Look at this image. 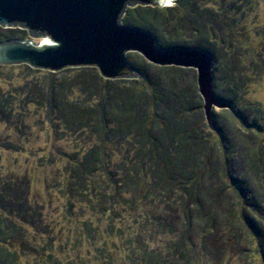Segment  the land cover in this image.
Here are the masks:
<instances>
[{
  "label": "rangeland",
  "instance_id": "374dc122",
  "mask_svg": "<svg viewBox=\"0 0 264 264\" xmlns=\"http://www.w3.org/2000/svg\"><path fill=\"white\" fill-rule=\"evenodd\" d=\"M133 7L121 24L150 30L163 50L211 55V89L226 106L211 107L210 128L196 70L154 65L134 51H127L128 64L139 76L109 82L89 66L51 72L0 65L6 258L12 264H138L146 247L162 264H264V0ZM19 30L25 41L41 39ZM113 88L133 93L151 119L161 121L159 109L183 110L175 123L165 119L168 126L195 129L200 147L189 151L183 167L194 180L172 181L174 195L165 191L170 183L152 174L149 160L138 158L133 133L122 134L125 124L109 106H103L104 130L80 112ZM166 147L174 164L183 161L177 144ZM83 165H94L92 173L74 171Z\"/></svg>",
  "mask_w": 264,
  "mask_h": 264
},
{
  "label": "water",
  "instance_id": "95a60500",
  "mask_svg": "<svg viewBox=\"0 0 264 264\" xmlns=\"http://www.w3.org/2000/svg\"><path fill=\"white\" fill-rule=\"evenodd\" d=\"M169 0H0V26L25 29L38 42L0 41V65L24 64L51 72L95 67L104 79L137 78L127 51L158 66L196 70L197 91L210 128L211 107L223 108L211 89V55L196 49H162L150 30L121 24L128 7H160Z\"/></svg>",
  "mask_w": 264,
  "mask_h": 264
},
{
  "label": "trees",
  "instance_id": "16d2710c",
  "mask_svg": "<svg viewBox=\"0 0 264 264\" xmlns=\"http://www.w3.org/2000/svg\"><path fill=\"white\" fill-rule=\"evenodd\" d=\"M136 8L137 9H151V7L144 8L142 6L140 7L136 6ZM163 8H167V7H163ZM165 10H170V9L167 8ZM15 28H18V27H15ZM15 28L6 29L5 31H0V40H4V41L5 40H24V37L26 34L20 31L19 28L18 29H15ZM84 67H87V66H80V67H74V68L78 69V68H84ZM108 82H109V79H108ZM125 92L126 91L120 90V89L119 90H116L115 88L110 89L106 92V95H107L106 100H105V97L101 95L100 102H95L96 104L89 105L88 106L89 109L88 108H86L85 110L80 109V112L84 113L86 116H89L90 119L93 118L92 122L96 123L97 125L101 124L100 126H102L104 130L105 122L102 120L103 111H104L103 106L104 107L109 106L110 111H113L114 114L119 115L121 120L125 124L123 129H121L122 131H124L122 134L131 135L133 133L132 139L137 144L136 147H138V152H139L138 158L145 156L149 160V163H150L149 169L151 170L152 174L158 177L162 183H165V182L166 184L170 183V185L167 186V188L165 187V191L168 192L167 194L169 196L174 195V194H171L172 181L177 182L178 181L177 179L180 180L182 178L187 179V181L190 179H191L190 181L194 180V178L192 180V176L194 175L192 173V170L184 173L183 167L186 161L187 160L189 161V157H190L189 151L193 149L199 150V147H200L197 143L198 139L197 137H195V134H194L195 129L189 127L188 125H183V124H179L176 127L168 126L170 120L169 122H166L165 119H171L173 117L171 120L173 123H175L176 121H174L173 119L175 117L177 118V116L184 114V112H182L183 110L181 112L180 110L178 111V113L180 114H174L173 112H171V109L170 110H166L164 108L163 110L159 109L160 115L162 118L161 121H159V118L157 116L151 119L149 115L145 113L144 114L141 113L140 111L141 106H139L140 103L138 104V99H136V96L133 93L129 94V91L126 93ZM107 100H109V103L105 104L104 101H107ZM66 110L67 112L69 111V109H66ZM77 110H74V111L78 112ZM71 113L72 111H70V113L68 114L71 115ZM89 123L90 122H87L85 123V125H89ZM94 123L93 124L90 123V124L94 125ZM113 131L116 134V130H113ZM179 131L183 132L184 135L177 136L176 132H179ZM173 143L177 144L178 146L177 149L179 150V151L177 150L178 151L177 153L180 154L179 157L180 156L182 157L180 160H183V161H177L176 162L177 165L174 164L173 161H171L173 157H170L169 154L165 151V149L167 148L166 146H168L169 144H173ZM187 144H191L190 146H193L192 149L191 148L186 149L185 146H187ZM262 148L264 149V147ZM93 166L83 165L81 166L82 168L76 167V170L74 171L77 174L80 172L79 174L87 175L88 173H92L91 167ZM83 180L84 179H82V181ZM190 181L189 183H191ZM135 182L136 181L132 183L131 181L132 185L136 188V186L134 185ZM183 188L184 187H181V189ZM177 197H179L178 194H177ZM16 201H17L16 205L18 204L21 210L23 204L18 199ZM10 204H12V202H10ZM4 222L5 220H2V218L0 217V225H2ZM162 222H163L162 219L157 220V224L160 227H163ZM138 235L140 236L141 234L138 233ZM147 253H148V250H146V247H142L140 249V254L138 255L140 258V261L138 264H162V262L158 260L155 255L149 256L151 253L148 255ZM179 256L180 258L186 257L184 255H181V253H179ZM5 258H6V255L4 254L3 243L0 242V264H12L10 259L8 258L5 259Z\"/></svg>",
  "mask_w": 264,
  "mask_h": 264
},
{
  "label": "bare ground",
  "instance_id": "6f19581e",
  "mask_svg": "<svg viewBox=\"0 0 264 264\" xmlns=\"http://www.w3.org/2000/svg\"><path fill=\"white\" fill-rule=\"evenodd\" d=\"M165 3H167V2H165Z\"/></svg>",
  "mask_w": 264,
  "mask_h": 264
}]
</instances>
